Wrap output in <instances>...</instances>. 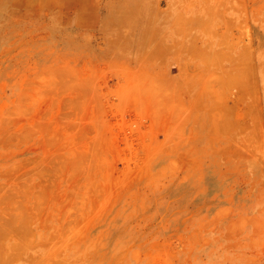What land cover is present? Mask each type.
<instances>
[{"label":"rangeland","instance_id":"374dc122","mask_svg":"<svg viewBox=\"0 0 264 264\" xmlns=\"http://www.w3.org/2000/svg\"><path fill=\"white\" fill-rule=\"evenodd\" d=\"M0 264H264V0H0Z\"/></svg>","mask_w":264,"mask_h":264}]
</instances>
